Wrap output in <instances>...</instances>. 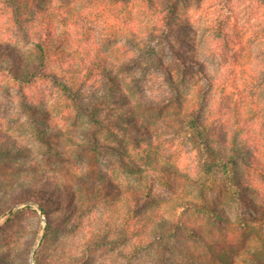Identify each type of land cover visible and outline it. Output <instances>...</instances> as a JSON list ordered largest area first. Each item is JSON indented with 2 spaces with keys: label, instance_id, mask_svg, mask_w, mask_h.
I'll list each match as a JSON object with an SVG mask.
<instances>
[{
  "label": "rangeland",
  "instance_id": "374dc122",
  "mask_svg": "<svg viewBox=\"0 0 264 264\" xmlns=\"http://www.w3.org/2000/svg\"><path fill=\"white\" fill-rule=\"evenodd\" d=\"M179 1L185 41L168 44L152 35L158 28L157 17L141 2L103 9L82 8V1L53 0L56 13L65 14L62 4L70 3L79 11L70 19L66 60L49 70L73 75L79 84L93 62L102 58L101 67L93 69L78 96L90 110L100 107L104 120L100 126L52 80L17 81L13 66L18 56L29 58L23 36L0 0V40L18 50L9 49L0 56V148L13 152L0 160V264H35L47 220L31 197L17 202V196L29 186L40 191L46 185L62 186L75 196L70 204L73 215H67L64 205L54 213V231L44 247L47 264H257L262 258L264 177L250 164L256 160L264 167V0ZM150 48L164 68L155 65ZM173 48L186 61L201 62L212 83L196 70L184 68ZM182 72L186 79L181 78ZM109 73L115 82L108 81ZM168 73L188 104L206 94L204 116L215 148L229 153L234 135L247 143L254 159L240 161L238 177L249 189L248 198L218 184L200 195L196 184L189 182L195 175V152L168 126L166 114L173 109L167 108L163 116L143 106L148 99L172 95ZM120 93L133 101L140 120L146 122L148 130L142 137L137 130L122 133L112 123L125 99L118 98L113 110L107 104H113ZM144 138L163 154L158 168L143 160ZM137 140H142V149L137 148ZM124 161L138 164L141 171L132 173ZM90 172H105L123 194L122 200H103L85 213L82 201L88 193L78 179ZM172 191L218 210L222 218L192 210L184 219L196 234L180 231L166 240L157 239L158 219L173 218L172 210L161 203ZM127 199L135 206L138 202L143 212L142 220L129 229L124 224ZM252 201L259 211L252 208ZM59 214L64 218L56 217ZM223 254L225 263L218 257Z\"/></svg>",
  "mask_w": 264,
  "mask_h": 264
},
{
  "label": "trees",
  "instance_id": "16d2710c",
  "mask_svg": "<svg viewBox=\"0 0 264 264\" xmlns=\"http://www.w3.org/2000/svg\"><path fill=\"white\" fill-rule=\"evenodd\" d=\"M80 2L83 7H96L106 8L112 5H122L126 8L132 2H141L144 4L151 14L157 17L158 28L154 38H162V41L168 44L172 41L184 42L183 35L185 34V25L180 21L179 17V0H76ZM53 0H3L5 8L11 12V20L16 26L17 33L23 36V43L27 50V57L29 60L24 59V55H19L17 62L13 68L15 73L13 75L18 80H22L23 83L30 84L39 79L52 80L56 85L61 87V90L68 95L69 98L75 99L80 108L91 113L92 120L97 125H103L101 117L99 116L100 107L96 105L93 110H90L82 101H78L80 88L85 85L93 76V69L101 67L102 58L98 62H93V66L89 69L87 75L78 84L76 79H73V75L61 76L56 72L49 70V67L60 61L66 60L65 46L68 39L71 36L69 27L71 25V17L77 15L79 8L73 4H62L65 6L66 13L59 14L53 10ZM106 5V6H105ZM52 12V13H51ZM48 13V14H45ZM79 19V18H78ZM175 28H179V33L175 31ZM18 50L13 44L3 42L0 40V56L8 50ZM174 55H177L179 61L184 68H190L196 70L202 78L208 83H212L210 76L205 72L203 64L199 61L185 60V57L181 51L172 49ZM20 53V52H19ZM149 54L154 57L155 65H159L164 68V64L160 58L156 56L154 48L149 49ZM100 56V55H99ZM100 58V57H99ZM191 64V65H190ZM193 65V66H192ZM166 70V69H165ZM167 71V70H166ZM169 72V71H167ZM107 75L109 82H115L114 78ZM168 82L170 83L171 94L170 96L160 97L158 99H148L143 105L145 108H150L159 115L164 116L167 108L173 109L166 114L168 120V126L174 130L175 133L181 135L186 139L187 143L191 145V149L195 152L196 166L195 175L193 178H188L189 182L196 184L199 194L209 186L211 189L215 185H224L226 188L234 193V195H244L248 198L247 192L249 189L244 186L238 177L239 163L241 160L247 162V159H254L253 155H249L250 150H247V143L239 142L235 135L232 136L229 144L230 152H222L214 146L215 137L211 133V125L204 116L205 104L207 101L206 94L199 96L192 104H188V100H185L177 81L173 80L171 73ZM181 78L186 79V73H181ZM185 75V76H184ZM172 77V78H171ZM185 83V81H184ZM73 86L75 88H73ZM74 89H77L74 92ZM73 95L75 98H72ZM118 98L125 99V106H123L117 114V118L113 124L120 129L122 133L131 134L132 131L137 132L142 137V133L147 131V124L144 120H140L139 113L133 101L129 100L123 94H118L113 99V104L108 102L107 109L113 110L115 103H118ZM77 99V100H76ZM143 102V101H142ZM119 104V103H118ZM177 107V111L176 108ZM110 116V111L107 113V117ZM162 116V117H163ZM165 119V118H164ZM146 142L147 150L144 153L143 160H146V165H158L163 154L160 148L155 145L151 140L144 138ZM143 140V142H144ZM136 145L138 149H142V140H137ZM246 150V151H245ZM12 149L0 148V160H7L12 154ZM252 153V151H251ZM254 154V153H252ZM168 157H173L169 155ZM129 170L132 173L141 171V167L136 163H128ZM250 167L255 168L258 173L264 177V167H261L259 162L254 160L250 164ZM82 188L88 193L87 198L82 201L84 205L85 213L92 212L101 201L122 200L123 194L116 188V186L110 181L109 176L105 172H90L84 177L78 179ZM34 186H29L25 189L21 195L17 196V202L23 201L19 198L31 197L32 201L38 206L39 211L45 216L47 220V226L45 229L43 246L36 251L34 263L35 264H47L45 259V246L47 245V237L49 232L54 231L52 222L54 221V213L59 211L60 207L64 205L67 210V215H73V211H70V204L74 201V194L71 191L64 190L62 186L46 185L40 191L32 190ZM171 188V186H169ZM201 192V193H200ZM145 197L152 198L149 192L145 193ZM119 200V201H120ZM162 204H166L172 210V220L166 216H162L158 219V232L155 235L157 239H168L171 235H175L180 231L192 236L194 233V227H190L187 221H185L186 215L197 209L199 212H204L206 215L214 216L215 219L222 218L220 212L215 209H211L205 205L200 206L197 202H194L189 197L181 194L172 193L169 197L161 200ZM126 215L124 217V224L127 229L131 227L133 222L142 220L143 212L140 209L138 202L134 205V201L127 199L126 201ZM252 208L255 211H259L260 208L252 201ZM78 204L75 202L73 208L76 209ZM73 209V210H74ZM3 212L0 211V214ZM60 213V212H59ZM13 215V214H12ZM177 217L176 220L174 217ZM58 218H64L61 214L57 215ZM68 218V217H66ZM264 229V227H263ZM129 230H125L128 233ZM125 233V234H126ZM264 236V231L262 232ZM100 245V244H99ZM264 249V248H263ZM218 255L219 260L223 263L227 260V257ZM221 256V257H220ZM257 264H264V250L262 252V258L258 260Z\"/></svg>",
  "mask_w": 264,
  "mask_h": 264
}]
</instances>
